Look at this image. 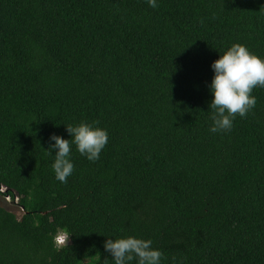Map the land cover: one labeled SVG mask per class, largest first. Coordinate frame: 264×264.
Listing matches in <instances>:
<instances>
[{
	"label": "trees",
	"instance_id": "1",
	"mask_svg": "<svg viewBox=\"0 0 264 264\" xmlns=\"http://www.w3.org/2000/svg\"><path fill=\"white\" fill-rule=\"evenodd\" d=\"M0 196V264H264V0H0Z\"/></svg>",
	"mask_w": 264,
	"mask_h": 264
},
{
	"label": "rangeland",
	"instance_id": "2",
	"mask_svg": "<svg viewBox=\"0 0 264 264\" xmlns=\"http://www.w3.org/2000/svg\"><path fill=\"white\" fill-rule=\"evenodd\" d=\"M7 205V208L9 211L14 212L15 214H17V216H21V212L19 211V209L16 207V202L14 204H12V202L9 199H3L0 196V205ZM64 240V238H63Z\"/></svg>",
	"mask_w": 264,
	"mask_h": 264
},
{
	"label": "clouds",
	"instance_id": "3",
	"mask_svg": "<svg viewBox=\"0 0 264 264\" xmlns=\"http://www.w3.org/2000/svg\"><path fill=\"white\" fill-rule=\"evenodd\" d=\"M64 238V240H63ZM67 243V236L65 234H60L57 238H56V245L58 247H61L63 245H65Z\"/></svg>",
	"mask_w": 264,
	"mask_h": 264
}]
</instances>
